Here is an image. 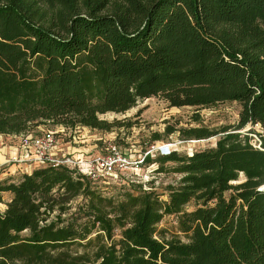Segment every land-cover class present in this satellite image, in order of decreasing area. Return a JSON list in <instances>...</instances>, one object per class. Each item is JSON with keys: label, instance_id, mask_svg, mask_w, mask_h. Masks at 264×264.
I'll use <instances>...</instances> for the list:
<instances>
[{"label": "trees", "instance_id": "16d2710c", "mask_svg": "<svg viewBox=\"0 0 264 264\" xmlns=\"http://www.w3.org/2000/svg\"><path fill=\"white\" fill-rule=\"evenodd\" d=\"M152 97L171 108L237 102L236 130L264 129V0H0L1 136L47 124L132 128L100 116ZM180 132L198 141L218 135ZM259 136L261 149L231 132L192 155L148 156L157 174L174 163L182 175L167 201L138 183L107 197L63 165L0 182V203L12 195L0 212V264H264ZM241 173L246 180L234 185ZM171 216L187 242L158 230Z\"/></svg>", "mask_w": 264, "mask_h": 264}, {"label": "rangeland", "instance_id": "374dc122", "mask_svg": "<svg viewBox=\"0 0 264 264\" xmlns=\"http://www.w3.org/2000/svg\"><path fill=\"white\" fill-rule=\"evenodd\" d=\"M242 106L237 102H223L212 108L196 109L191 107L171 108L168 103L158 97H152L145 100H140L136 107L129 110L125 114L107 113L100 116L103 121L113 123L115 121L124 122L125 125H132V128L115 127L110 132L94 130L90 128L78 127L74 130L63 131L60 127H54L47 124L38 128L32 129L33 135H38L46 131H52L58 139L59 149L58 157L66 155L68 157L77 156L80 153L85 161H93L96 157L101 156L109 142L117 143L127 157L133 160H139L153 145H168L171 143L180 142L179 153L181 156L190 153V148L194 147V151L213 148L216 146L220 138L228 133H238L242 136H249L252 145L258 146L261 138L259 135H264V129L260 124L255 126L248 125L244 129L236 130L240 123V114ZM198 116L199 121H195ZM176 129L174 134H169L167 128ZM203 127L210 131L218 133L207 140H201L197 144H192L184 137L180 130L189 128ZM225 128L228 131L223 132ZM157 135L159 140H154ZM20 137L0 135V182L19 181L22 178L21 168L15 165H5L4 163L16 153H20ZM79 151V152H78ZM160 166L154 165L150 168L144 166L138 170H129L118 177L107 179L98 183L102 193L107 197L119 199L123 194L124 188H129L133 184L145 185L146 190L154 191L160 196L161 200H168L167 187L177 186L182 175L173 174V169L177 164L168 163L165 168L171 172L157 174L156 169ZM246 177L243 173L239 175V182H244ZM135 184V185H136ZM229 195V194H227ZM12 199L9 193L3 194V203H0V212L7 209V203ZM82 202L81 199L71 201L67 207H70L69 213H74L78 205ZM195 209V204L191 203L186 206L185 210L190 212ZM57 213L52 215L51 220L55 219ZM69 216H64L67 219ZM159 231H165L166 236L171 238L177 236L183 242H187L186 236L181 234L178 229L177 218L175 216L166 217L158 226ZM26 235V234H24Z\"/></svg>", "mask_w": 264, "mask_h": 264}, {"label": "built area", "instance_id": "2783aa9c", "mask_svg": "<svg viewBox=\"0 0 264 264\" xmlns=\"http://www.w3.org/2000/svg\"><path fill=\"white\" fill-rule=\"evenodd\" d=\"M62 128L63 131H69V129ZM20 153H16L4 164L15 165L22 171V173H30L34 169L52 165V166H67L73 170H76L79 174L88 176L90 180L100 183L107 179L118 177L129 170L141 169L148 156L156 157L170 156L173 151L179 152L180 142L171 143L168 145H153L139 160H133L127 157L121 152L119 145L113 141L109 142L106 146L105 152L96 157L93 161H85L83 156L79 155L68 157L62 155L58 157V139L56 134L52 131H46L38 135L28 134L20 137ZM192 144H197L198 140L189 141ZM261 141L258 146L253 145L256 149H261ZM189 155H192L195 151L194 147L190 148ZM79 152V151H78ZM155 164L147 167H154ZM155 172V171H154ZM104 180V181H103ZM263 190V187L260 188Z\"/></svg>", "mask_w": 264, "mask_h": 264}, {"label": "bare ground", "instance_id": "6f19581e", "mask_svg": "<svg viewBox=\"0 0 264 264\" xmlns=\"http://www.w3.org/2000/svg\"><path fill=\"white\" fill-rule=\"evenodd\" d=\"M263 190H264V186H263Z\"/></svg>", "mask_w": 264, "mask_h": 264}]
</instances>
